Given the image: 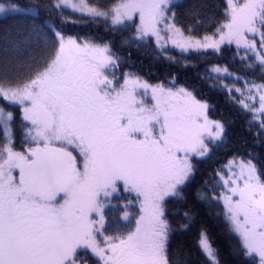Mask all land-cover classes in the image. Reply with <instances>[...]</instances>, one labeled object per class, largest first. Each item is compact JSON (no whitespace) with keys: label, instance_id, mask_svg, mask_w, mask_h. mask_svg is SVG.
<instances>
[{"label":"snow or ice","instance_id":"1","mask_svg":"<svg viewBox=\"0 0 264 264\" xmlns=\"http://www.w3.org/2000/svg\"><path fill=\"white\" fill-rule=\"evenodd\" d=\"M0 264H264V0H0Z\"/></svg>","mask_w":264,"mask_h":264},{"label":"trees","instance_id":"2","mask_svg":"<svg viewBox=\"0 0 264 264\" xmlns=\"http://www.w3.org/2000/svg\"><path fill=\"white\" fill-rule=\"evenodd\" d=\"M69 31L70 32H76V31H85L86 32V31H89V29L86 27H80V26H78V27H71L70 26ZM176 53L178 54V52H176ZM136 67H137V69L142 70L143 73L145 74V76H147L149 79H151L153 81H155L157 79V77L163 78V76H164L163 71H155L153 75H150L148 72L149 64H148L147 60L144 61L143 65H141V63L139 61H137ZM178 76H179V80L181 83L196 84L198 88L200 87V85L196 79L195 69L189 68L187 70L181 71V72H179ZM209 99H211V101L216 104V106L220 112H222L224 110V104H223L222 100L218 99L215 96H210ZM230 135H232V133H230ZM223 159H224V153H221L220 156L214 158L213 162H211L210 164H205L203 167L209 168V167L213 166L215 163H217L219 160H223ZM193 235L194 234L177 236L175 238V240L173 241L174 247L183 246V245H187L188 247H191L192 242H193ZM212 235H213L214 242L216 243L217 246H219L221 248V251L223 252L225 247H226V241H225V236H224V233L222 231V228L220 226L214 225Z\"/></svg>","mask_w":264,"mask_h":264},{"label":"rangeland","instance_id":"3","mask_svg":"<svg viewBox=\"0 0 264 264\" xmlns=\"http://www.w3.org/2000/svg\"><path fill=\"white\" fill-rule=\"evenodd\" d=\"M171 47V46H170ZM175 52H178V50H174Z\"/></svg>","mask_w":264,"mask_h":264}]
</instances>
